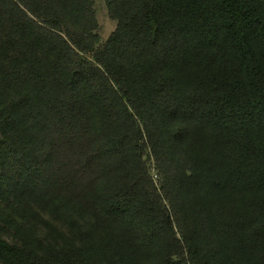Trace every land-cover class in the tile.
Segmentation results:
<instances>
[{"label": "trees", "instance_id": "trees-1", "mask_svg": "<svg viewBox=\"0 0 264 264\" xmlns=\"http://www.w3.org/2000/svg\"><path fill=\"white\" fill-rule=\"evenodd\" d=\"M0 0V264H264V0Z\"/></svg>", "mask_w": 264, "mask_h": 264}, {"label": "rangeland", "instance_id": "rangeland-1", "mask_svg": "<svg viewBox=\"0 0 264 264\" xmlns=\"http://www.w3.org/2000/svg\"><path fill=\"white\" fill-rule=\"evenodd\" d=\"M90 14L89 27L97 37L96 47H98L115 31L117 21L110 16L106 0H90Z\"/></svg>", "mask_w": 264, "mask_h": 264}]
</instances>
